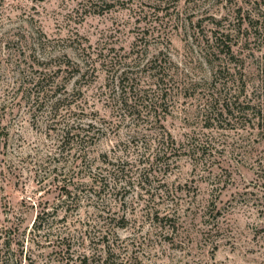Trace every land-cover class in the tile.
Listing matches in <instances>:
<instances>
[{
	"label": "rangeland",
	"instance_id": "rangeland-1",
	"mask_svg": "<svg viewBox=\"0 0 264 264\" xmlns=\"http://www.w3.org/2000/svg\"><path fill=\"white\" fill-rule=\"evenodd\" d=\"M215 37L235 43V56L213 78ZM161 65L198 82L173 95L164 121L176 140L199 148L198 161L182 156L167 177L181 199L173 228L145 215L147 188L166 178L142 148L115 147L127 127L88 145L92 172L112 167L100 155L114 148L124 175L118 193L87 200L93 174L70 168L68 145L60 152V114L18 88L25 72L45 70L46 85L66 86L61 121L99 122L111 115L108 84L134 93ZM211 95L253 107L216 117ZM107 202L127 214L124 226L106 230L99 208ZM83 253L87 264H264V0H0V264H72Z\"/></svg>",
	"mask_w": 264,
	"mask_h": 264
},
{
	"label": "trees",
	"instance_id": "trees-1",
	"mask_svg": "<svg viewBox=\"0 0 264 264\" xmlns=\"http://www.w3.org/2000/svg\"><path fill=\"white\" fill-rule=\"evenodd\" d=\"M226 36L228 37V35ZM234 44L235 43H232L228 38L215 37L211 39L209 48L213 50L215 56H217L219 60L217 63L218 65L215 67L212 66L213 78L216 75L215 73L223 72V68L227 67L225 63L228 60V62L233 60L235 56ZM152 68L156 67L153 66ZM161 68H163V70L161 71V69H159L154 76V80L143 88H136L134 93L132 92L131 94L128 93L125 86L122 84L120 85L119 92L116 86H110V84H108V89L111 92L108 97V102L111 105V115H109V117L99 118V122L89 121L86 124L65 123V120L61 121L64 118V115H61V110L64 109L61 102L64 99H61L58 94L62 93V90H65L66 86L64 82L59 83V81L56 80L46 85L45 79L48 77V73L45 70H34L31 68L32 71L28 70L25 72L20 79L18 88L22 90L24 96L28 97L32 103L31 105L36 104L38 106H43L47 108V113L54 116H57L58 113L60 114L54 120L56 125L63 124L58 133L60 137V143L58 144L59 148L61 147L60 152H62L65 145H68L70 154L73 153V155H76L74 159L70 160L72 163H70V168H75L77 164H81L82 166L84 165L83 169L85 172H87V167L89 168V172H87L88 175L93 174L89 189L90 194L87 195V200L92 198L91 195L102 197V193L105 192L107 188L110 192L112 191L114 193V191L117 190L118 193L121 188L119 185L121 180L120 177L124 175L123 169L120 168L119 163H117L120 156L114 148L111 149L112 155L107 151L100 155V161L112 167H105L102 169L103 172H92L93 161L90 160L88 156V145L94 144L100 136L107 135L108 133H112L114 137H118V130L121 127H127L129 129L128 140L123 142L121 139L118 140L116 138L115 147L121 149L122 145L126 148L132 144L142 148V156H144L145 162L149 164L150 169L152 170L154 165H158V169H161L162 177L166 178L159 185L147 188L150 198L145 200L147 201V213H145V215H152V218L163 227L173 228L176 224V220L174 219L178 216L181 199L177 198L174 194L178 192L175 182L170 184L167 181V177L172 174L174 167L178 166L182 156H188L194 159V162L198 161L195 160L197 159L195 155L199 154V148L195 147L196 145L193 144V141L188 140L185 142L176 140L172 133L166 128L164 121L168 112H170L169 106L173 95L178 93V90L184 92V94H186L187 91H194L198 82L189 78V73L185 70L180 72V76L178 77V75L175 76L174 72H170L169 67H166L167 71L162 65ZM60 69L61 65L51 71V74L54 75L53 79ZM36 72L38 74H35ZM72 72H74V70H72ZM231 97L227 100V97L220 99L221 95L218 97H212L211 95L210 99H207L211 105L214 100L219 103V107H217L215 111L216 117L226 115L225 119H228L229 116H233V112L235 111L243 112L246 115L249 114L248 110L253 107L252 105L249 103L242 104L241 101L238 102L239 98L237 96ZM65 110L67 112L68 109ZM59 117L60 119H58ZM207 120H210V118ZM211 124H213V122H208L205 126H210ZM139 142L141 144H138ZM66 175L67 174H65L64 178L67 177ZM110 175L112 176L110 177ZM69 185L70 184L66 181L61 186L63 189L62 192L67 196H71L72 194L71 189L68 187ZM109 187L111 189H109ZM72 199L76 200V202L79 201L78 197ZM154 200H156V202ZM109 204L110 203L107 202L99 208L102 213H106L109 217L106 230H110V224L124 226L128 220L127 214L124 212L121 214L118 213V210L115 209L113 205ZM208 206L209 203L205 205L206 208ZM41 217L42 216L38 215L33 222L36 228H39L37 227L36 221L40 222V226L41 223H43V221L40 220ZM112 220H114L115 223H111ZM108 233L109 232L105 231V234L100 237L99 242L107 239ZM69 246L70 245L64 247L66 252H69ZM61 251H63V249ZM68 254L69 255L65 258L67 261H70L73 259V255L70 253ZM77 257H79V263H77L76 259L73 260L72 264H87L89 257L86 253L78 255Z\"/></svg>",
	"mask_w": 264,
	"mask_h": 264
}]
</instances>
